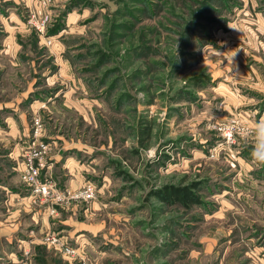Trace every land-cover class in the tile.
I'll return each instance as SVG.
<instances>
[{
	"label": "rangeland",
	"instance_id": "rangeland-1",
	"mask_svg": "<svg viewBox=\"0 0 264 264\" xmlns=\"http://www.w3.org/2000/svg\"><path fill=\"white\" fill-rule=\"evenodd\" d=\"M261 117L264 0H0V264H264Z\"/></svg>",
	"mask_w": 264,
	"mask_h": 264
},
{
	"label": "built area",
	"instance_id": "built-area-1",
	"mask_svg": "<svg viewBox=\"0 0 264 264\" xmlns=\"http://www.w3.org/2000/svg\"><path fill=\"white\" fill-rule=\"evenodd\" d=\"M45 150L46 145L42 142H37L35 146L31 145L24 153L21 178L30 188V192L35 196V198L41 201L50 199L53 203H61L70 199L92 198L94 189L93 185L89 182L79 189H61L56 185L55 181L51 177L46 175L41 176L43 154ZM47 240L54 244H61V242L54 235H49ZM65 250L70 252V250L66 247Z\"/></svg>",
	"mask_w": 264,
	"mask_h": 264
},
{
	"label": "clouds",
	"instance_id": "clouds-1",
	"mask_svg": "<svg viewBox=\"0 0 264 264\" xmlns=\"http://www.w3.org/2000/svg\"><path fill=\"white\" fill-rule=\"evenodd\" d=\"M235 55L236 53L232 55L231 60ZM234 130L243 134L245 137L251 138L252 160L257 166L264 165V117H261L258 120L252 121L246 127L241 126Z\"/></svg>",
	"mask_w": 264,
	"mask_h": 264
},
{
	"label": "trees",
	"instance_id": "trees-1",
	"mask_svg": "<svg viewBox=\"0 0 264 264\" xmlns=\"http://www.w3.org/2000/svg\"><path fill=\"white\" fill-rule=\"evenodd\" d=\"M158 195L165 200L174 198L179 200L184 205H188L190 202L197 201L196 197L189 191L187 186L166 187L161 192H158Z\"/></svg>",
	"mask_w": 264,
	"mask_h": 264
},
{
	"label": "crops",
	"instance_id": "crops-1",
	"mask_svg": "<svg viewBox=\"0 0 264 264\" xmlns=\"http://www.w3.org/2000/svg\"><path fill=\"white\" fill-rule=\"evenodd\" d=\"M18 167H21V162H20V163H18Z\"/></svg>",
	"mask_w": 264,
	"mask_h": 264
}]
</instances>
